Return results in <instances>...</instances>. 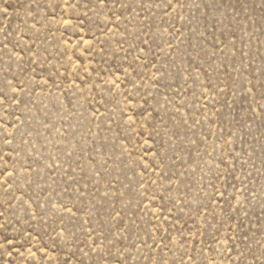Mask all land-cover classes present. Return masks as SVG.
I'll use <instances>...</instances> for the list:
<instances>
[{
    "label": "rangeland",
    "instance_id": "rangeland-1",
    "mask_svg": "<svg viewBox=\"0 0 264 264\" xmlns=\"http://www.w3.org/2000/svg\"><path fill=\"white\" fill-rule=\"evenodd\" d=\"M0 264H264V0H0Z\"/></svg>",
    "mask_w": 264,
    "mask_h": 264
}]
</instances>
